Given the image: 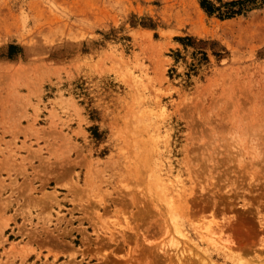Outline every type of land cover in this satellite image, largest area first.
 I'll return each instance as SVG.
<instances>
[{"label":"rangeland","instance_id":"374dc122","mask_svg":"<svg viewBox=\"0 0 264 264\" xmlns=\"http://www.w3.org/2000/svg\"><path fill=\"white\" fill-rule=\"evenodd\" d=\"M0 264H264V0H0Z\"/></svg>","mask_w":264,"mask_h":264},{"label":"trees","instance_id":"16d2710c","mask_svg":"<svg viewBox=\"0 0 264 264\" xmlns=\"http://www.w3.org/2000/svg\"><path fill=\"white\" fill-rule=\"evenodd\" d=\"M201 7L209 14L219 13L222 18H230L243 12L249 4H256L257 0H233L217 6L211 0H199ZM221 2V0H218Z\"/></svg>","mask_w":264,"mask_h":264},{"label":"bare ground","instance_id":"6f19581e","mask_svg":"<svg viewBox=\"0 0 264 264\" xmlns=\"http://www.w3.org/2000/svg\"><path fill=\"white\" fill-rule=\"evenodd\" d=\"M159 134V133H158ZM160 175H158V177H159ZM163 176V175H162ZM159 179V181H162V179L159 177L158 178ZM163 179H165V178H163ZM168 180V179H167ZM164 181V180H163ZM166 181V180H165ZM158 185H159V183H158ZM163 185V184H162ZM167 185V184H166ZM159 186H161V185H159Z\"/></svg>","mask_w":264,"mask_h":264}]
</instances>
